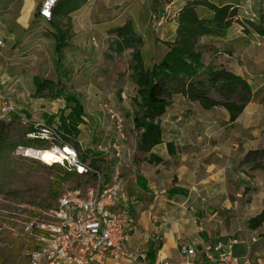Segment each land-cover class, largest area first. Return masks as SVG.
<instances>
[{
  "label": "rangeland",
  "instance_id": "obj_1",
  "mask_svg": "<svg viewBox=\"0 0 264 264\" xmlns=\"http://www.w3.org/2000/svg\"><path fill=\"white\" fill-rule=\"evenodd\" d=\"M186 1L62 0L59 14L48 21L39 14L42 0H36L31 9L24 8L22 0H0V29L5 42L0 52V90L20 113L9 118L5 129L0 127V264H32L30 255L39 242L31 222L54 224L48 213L66 191L84 195L89 187L97 185L95 178L64 167L67 159L48 164L24 153L26 147L22 144L31 137L27 133L29 124L58 125L61 113L68 110L66 95L76 96L85 117L78 138L80 151L75 150L87 156V163L95 161L100 165L106 176L115 163L108 147L117 133L102 109L105 104L116 107L123 117V163H131V167L132 163H148L152 167L147 170L155 173L154 178L160 177L157 184H162V163L182 162L178 153L168 152L167 156L162 144L153 149L154 154L164 158L159 164L148 162V154L138 150L140 132L133 126V117L140 112L141 98L132 69L133 50H118L115 29L132 23L142 37L140 50L145 67L152 68L166 54L167 43L176 38L177 16ZM211 1L232 3L238 16L224 36H202L201 48L221 56L246 78L252 97L235 122L229 120L223 107L209 111L210 118L206 120L210 122L205 123L210 139L208 161L239 163V169L249 177L244 178L238 194L231 192L241 218L226 214L225 219L239 223L249 235L248 219L264 202V34L259 30L264 28V0ZM198 11L204 17L213 15L203 5ZM14 33L15 40L11 36ZM8 36L11 39L7 40ZM92 37L98 39L97 45ZM195 116L198 119H194V125L201 131L202 116ZM43 147L40 143L35 149ZM57 147L61 148L52 146ZM255 150L262 151V155L255 154L245 162L248 152ZM137 170L134 168V175L139 173ZM175 192L172 187L166 195L172 199ZM186 204L192 206L191 201ZM205 208L210 212L216 209ZM256 236L264 239V224Z\"/></svg>",
  "mask_w": 264,
  "mask_h": 264
},
{
  "label": "crops",
  "instance_id": "obj_2",
  "mask_svg": "<svg viewBox=\"0 0 264 264\" xmlns=\"http://www.w3.org/2000/svg\"><path fill=\"white\" fill-rule=\"evenodd\" d=\"M35 1L22 0L25 3L24 8L28 9L34 6ZM11 36L14 40L17 37L15 33ZM11 36L6 39H11ZM229 67L237 73L232 66ZM209 111L212 110L202 109L198 103L183 95L173 97L172 104L162 116V145L168 156L167 143L171 142L173 154L182 155V162L162 163V184H157L161 181L160 177L154 178L155 173L147 170L152 167L148 163H132V167L129 163V166L124 168L128 199L120 207H127L135 220L130 226L131 238L128 246L131 249L142 247L154 263L163 258L179 262L182 260L179 244L185 243L195 247L196 258L203 261L206 252L214 251L217 244H227L232 239H238L239 242L233 248L235 255L250 256L255 264H264V239L256 236L258 229L252 230L248 227L250 233L247 235L246 231L239 227V223L237 225V222L231 221L230 218L225 222L226 214L228 217L238 215V219L241 218V210L235 211L237 203L233 202L231 192L233 190L234 194H238L244 178L249 177L239 169V163L208 161L210 139L205 123L210 122L206 120L210 118ZM195 112L202 116L199 118L204 123L201 131L194 125ZM181 120L183 121L180 122ZM199 125L201 127V124ZM134 168L138 169L137 175H134ZM172 187L176 194L171 199L166 193ZM188 201H191L192 206L186 207ZM200 204L202 206H198ZM205 206L216 209H211L213 212H210ZM252 208H255V205ZM263 208L262 204L251 217L260 213ZM253 238L257 240L253 241ZM109 264L113 263L110 261Z\"/></svg>",
  "mask_w": 264,
  "mask_h": 264
},
{
  "label": "trees",
  "instance_id": "obj_3",
  "mask_svg": "<svg viewBox=\"0 0 264 264\" xmlns=\"http://www.w3.org/2000/svg\"><path fill=\"white\" fill-rule=\"evenodd\" d=\"M60 5L61 2L54 9V17L60 12ZM200 5L206 6L213 15L210 17L200 15L198 11ZM237 16L238 9L232 3L187 0L177 16L176 38L167 43L166 54L152 68L145 67L140 50L142 37L134 31L132 23L127 22L115 29L118 50H133L132 69L138 86L137 94L141 98L140 112L133 117V126L140 132L138 150L148 154L146 156L148 162L156 164L164 162V158L154 154L153 149L164 143L161 116L166 113L175 95H183L188 100L198 103L204 110L223 107L228 111L231 122L237 120L250 102L252 87L248 80L232 71L221 56L217 57L215 53L204 51L200 45L202 36H224L237 20ZM259 30L264 34V28ZM60 44L61 35L58 37V45ZM57 49L60 50V46ZM65 101L68 110L61 113L58 125L50 124L54 129L51 138L40 137L41 127L36 123H30L27 133L29 136L34 133L35 136H31L22 146L35 148L41 143L44 147L39 149L59 145L80 151L78 141L80 125L85 122L83 108L75 95H66ZM72 102L74 105H71ZM9 121L11 119L0 120V127L5 129L4 127L8 126L6 122ZM167 147L170 154H173V144L168 142ZM255 154L261 156L262 151L248 152L245 162ZM78 156L92 171L85 174L74 172L97 180V172L102 170L101 166L95 161L87 163L86 155ZM261 165L264 168V163ZM263 224L264 208L248 221L252 230L260 228ZM40 234L47 233L40 231Z\"/></svg>",
  "mask_w": 264,
  "mask_h": 264
},
{
  "label": "built area",
  "instance_id": "obj_4",
  "mask_svg": "<svg viewBox=\"0 0 264 264\" xmlns=\"http://www.w3.org/2000/svg\"><path fill=\"white\" fill-rule=\"evenodd\" d=\"M61 0H43L39 14L41 18L51 21L54 9ZM92 42L98 44V39L92 37ZM5 42L0 29V52ZM111 126L116 129L117 136L109 147L114 153L115 163L110 167L109 175L98 171L97 185L89 187L84 195L80 191L68 190L60 198L49 216L54 224L46 221L31 222L37 229L39 246L30 255L32 264H255L250 256L240 257L233 253L234 245L239 240L232 239L227 244L219 243L214 251H207L205 260L200 261L197 250L189 244H179L182 260L173 262L163 258L154 263L148 252L142 247L129 248L130 226L135 223L127 207L121 208L128 199L124 182L122 141L125 139L123 117L118 109L104 105ZM20 114L19 110L6 100L0 90V120L9 119L12 115ZM41 127L40 137L51 138L54 134L49 124H38ZM33 136V134H30ZM69 147V146H68ZM66 148V147H62ZM72 153L63 163L69 170L85 174L92 171L82 163L76 150L70 147ZM108 154V153H107ZM63 162V161H61ZM196 222V221H195ZM40 231L47 234L42 235ZM253 238V241H256ZM208 263H207V262Z\"/></svg>",
  "mask_w": 264,
  "mask_h": 264
},
{
  "label": "bare ground",
  "instance_id": "obj_5",
  "mask_svg": "<svg viewBox=\"0 0 264 264\" xmlns=\"http://www.w3.org/2000/svg\"><path fill=\"white\" fill-rule=\"evenodd\" d=\"M26 155L36 157L43 161L44 163H56L63 161L69 157V154L72 153L70 147L66 146V148H44V149H35V148H26L24 150Z\"/></svg>",
  "mask_w": 264,
  "mask_h": 264
}]
</instances>
